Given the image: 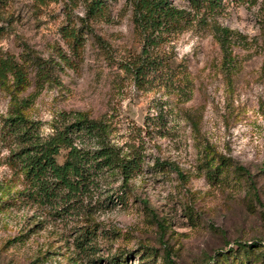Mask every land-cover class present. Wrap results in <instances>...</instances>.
<instances>
[{"label": "rangeland", "instance_id": "obj_1", "mask_svg": "<svg viewBox=\"0 0 264 264\" xmlns=\"http://www.w3.org/2000/svg\"><path fill=\"white\" fill-rule=\"evenodd\" d=\"M123 1L92 19L83 0H0V54L25 73L22 84L0 82V264H111L113 254L212 264L229 248L242 264H264L261 245L246 256L237 246L264 243V0H220L214 19L243 35L227 69L211 30L191 25L156 49L171 67L137 78L123 67L140 48ZM68 5L75 44L60 31ZM15 112L28 132L7 120ZM77 115L100 121L137 165L125 179L104 171L75 196L40 199L17 151Z\"/></svg>", "mask_w": 264, "mask_h": 264}, {"label": "trees", "instance_id": "obj_2", "mask_svg": "<svg viewBox=\"0 0 264 264\" xmlns=\"http://www.w3.org/2000/svg\"><path fill=\"white\" fill-rule=\"evenodd\" d=\"M183 1L185 4L182 5L175 4L173 0L123 1L124 7L130 12L133 28L140 36L139 50L123 64V67L130 69L134 77H142L143 73L152 71L158 65L171 67L170 58L165 60L164 55L158 56L156 49L172 34L191 25L208 27L220 50V66L227 69L231 65L233 59L231 45L235 41H242L243 35L214 19L215 14L221 9L220 0ZM83 2L86 17L92 19L105 17L107 0ZM64 14L65 22L60 28L61 34L68 38L71 44L78 43L82 39L81 28L70 17L69 5ZM59 54L62 55L61 52ZM35 61L36 77L41 79L46 75L48 68L41 58L37 57ZM24 75L22 64L16 61L13 54H0V82L13 76L15 84H22ZM7 120L11 124L25 127L23 132L29 131L27 128L31 123L20 112L8 116ZM75 140H78L80 145L75 143ZM87 143L91 145L88 146ZM60 149H65V152L62 160L58 161ZM15 157V162L25 178L34 186V194L45 200L75 196L104 171L117 170L125 179L137 165L134 154L128 156L106 140L105 127L100 121L84 115L74 116L61 126L54 124L48 135L32 138L29 144L17 151ZM89 235L86 234L85 237H90ZM253 245H261L264 248V243L259 244L254 240L237 244L244 256ZM233 250L229 248L220 251L219 261H212V264H242L241 256ZM230 251L233 252L227 253ZM120 260L122 259L118 254L107 258L111 264H124L120 263Z\"/></svg>", "mask_w": 264, "mask_h": 264}]
</instances>
